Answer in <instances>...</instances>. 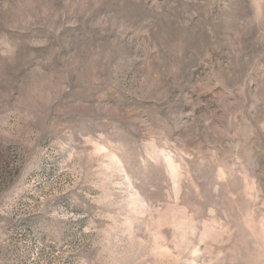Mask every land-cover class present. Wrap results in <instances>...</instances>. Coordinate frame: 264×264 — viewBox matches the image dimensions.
Wrapping results in <instances>:
<instances>
[{"label": "rangeland", "instance_id": "rangeland-1", "mask_svg": "<svg viewBox=\"0 0 264 264\" xmlns=\"http://www.w3.org/2000/svg\"><path fill=\"white\" fill-rule=\"evenodd\" d=\"M0 264H264V0H0Z\"/></svg>", "mask_w": 264, "mask_h": 264}]
</instances>
